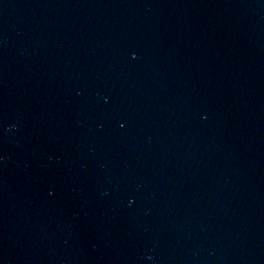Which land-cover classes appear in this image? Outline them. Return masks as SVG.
Returning <instances> with one entry per match:
<instances>
[{
	"label": "water",
	"instance_id": "water-1",
	"mask_svg": "<svg viewBox=\"0 0 264 264\" xmlns=\"http://www.w3.org/2000/svg\"><path fill=\"white\" fill-rule=\"evenodd\" d=\"M0 264H264V0H0Z\"/></svg>",
	"mask_w": 264,
	"mask_h": 264
},
{
	"label": "snow or ice",
	"instance_id": "snow-or-ice-1",
	"mask_svg": "<svg viewBox=\"0 0 264 264\" xmlns=\"http://www.w3.org/2000/svg\"><path fill=\"white\" fill-rule=\"evenodd\" d=\"M133 58H135V57H133ZM121 127H123V125H121Z\"/></svg>",
	"mask_w": 264,
	"mask_h": 264
}]
</instances>
